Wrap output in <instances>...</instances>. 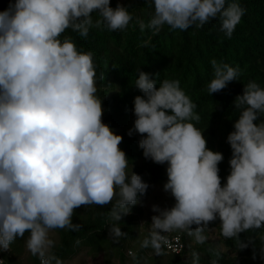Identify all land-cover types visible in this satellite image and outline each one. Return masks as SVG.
Masks as SVG:
<instances>
[{
	"label": "clouds",
	"instance_id": "9594fccd",
	"mask_svg": "<svg viewBox=\"0 0 264 264\" xmlns=\"http://www.w3.org/2000/svg\"><path fill=\"white\" fill-rule=\"evenodd\" d=\"M146 4L151 16L138 24L153 33L165 25L185 31L217 20L231 38L245 11L239 0ZM109 5L110 0H10L0 11V251L28 232L27 250L40 264H52L55 257L45 255L52 245L48 230H76L74 209L91 204L112 203L108 216L115 223L109 235L119 238L125 235L119 222L148 188L132 167L128 170L129 160L118 147L122 136L102 122L93 53L78 50L69 37L60 39L66 29L83 37L90 28L124 31L132 12L119 3ZM209 63L210 95L237 81L238 67L215 58ZM156 76L138 71L133 86L142 95L133 99L135 119L126 134H140L145 159L166 163L162 190L175 203L152 206L157 215L141 247L151 246L159 255L162 233L173 230H185L203 243L204 229L218 219L221 235L236 238L238 251L243 250L250 242L240 241L239 234L264 227V88L249 81L234 99L239 116L226 137L230 170L221 186L223 156L206 147L192 123L200 120L196 105L179 80L157 84ZM192 256V264H199L197 254ZM259 258L264 261V247Z\"/></svg>",
	"mask_w": 264,
	"mask_h": 264
},
{
	"label": "trees",
	"instance_id": "16d2710c",
	"mask_svg": "<svg viewBox=\"0 0 264 264\" xmlns=\"http://www.w3.org/2000/svg\"><path fill=\"white\" fill-rule=\"evenodd\" d=\"M10 0H0L3 11ZM117 3L132 12L133 19L124 31L110 32L103 28H90L86 37L66 29L60 39L69 37L76 48L91 51L96 71V95L102 99V122L117 135L122 136L118 147L128 158V170L139 175L148 185L145 193L138 196L137 204L130 207L128 215L119 222L125 233L119 238L109 235L113 222L108 213L112 203L106 205H82L74 209L72 222L78 224L76 230L54 228L52 245L46 256L55 257L60 264H68L78 257L80 264H192L195 252L199 264H264L259 251L264 247V227L250 229L239 234V240L250 242L243 250L237 248V239L224 238L220 233L219 220L209 222L204 229L206 239L197 243L185 230H173L172 236H179L184 248L180 253L168 250L161 242L160 254L149 247H141V242L150 232L151 217H147L140 203L147 198L154 187L163 186L167 180L166 163L156 164L145 159L138 147L140 134L126 133L132 128L133 99L142 93L133 85L138 71L156 76L157 84L163 79L179 80L180 87L196 105L194 112L199 121H192L206 140V147L220 152L223 160L218 163L221 186L229 174L228 161L231 157L227 135L233 131V122L239 111L233 107L234 99L242 94L243 84L254 80L264 88V0H239L245 9L241 21L236 25L231 38L220 31L219 22L212 20L200 28L190 27L185 31L169 30L163 26L157 33L145 28L141 31L138 21L145 23L151 16V8L146 0H110V7ZM95 21L97 16L92 14ZM224 62L240 69L237 81H231L219 92L208 93L206 85L212 77L210 59ZM264 118V117H261ZM255 123V122H254ZM175 201L165 208H171ZM193 229L196 227L192 226ZM215 234V238H212ZM23 237L10 244L11 255L5 264H40V258L25 247ZM253 252L257 254L252 259Z\"/></svg>",
	"mask_w": 264,
	"mask_h": 264
},
{
	"label": "rangeland",
	"instance_id": "374dc122",
	"mask_svg": "<svg viewBox=\"0 0 264 264\" xmlns=\"http://www.w3.org/2000/svg\"><path fill=\"white\" fill-rule=\"evenodd\" d=\"M170 194L165 193L162 190L161 186H156L154 187V190L152 191V193L145 198L140 205L142 206V208L145 211V214L147 215V217L149 216H153V215H157V213L153 212L152 206L153 205H157L159 206L161 209H164L167 205H169L170 203ZM52 234L47 233V237L49 240L52 239ZM212 238H215V234H212ZM81 258H77L74 261L69 262L68 264H80L81 263ZM88 264H98L97 262H90Z\"/></svg>",
	"mask_w": 264,
	"mask_h": 264
},
{
	"label": "built area",
	"instance_id": "2783aa9c",
	"mask_svg": "<svg viewBox=\"0 0 264 264\" xmlns=\"http://www.w3.org/2000/svg\"><path fill=\"white\" fill-rule=\"evenodd\" d=\"M172 232L173 231H169L167 233H162V235L164 236V240L161 242L164 243L165 247L168 250H170L174 253H180L182 251V249L184 248V245L181 242L179 236L171 238ZM10 255H11L10 247L8 248L7 251H0V259L4 260V264H5L6 258H9Z\"/></svg>",
	"mask_w": 264,
	"mask_h": 264
}]
</instances>
